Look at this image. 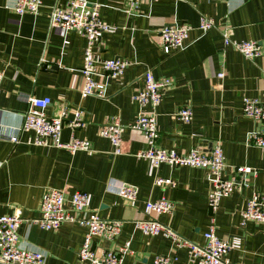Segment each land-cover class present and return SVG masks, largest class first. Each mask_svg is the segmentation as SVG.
<instances>
[{"label":"crops","instance_id":"1","mask_svg":"<svg viewBox=\"0 0 264 264\" xmlns=\"http://www.w3.org/2000/svg\"><path fill=\"white\" fill-rule=\"evenodd\" d=\"M13 1L0 0V71L4 72L0 93V215L20 211L21 242L43 250L46 264H84L78 252L85 227L66 222L58 229L46 230L29 221L40 215L48 188L65 189L69 195L80 190L88 193V207L99 216L124 221L114 241L94 237L95 247L109 249L129 240L123 264H147L156 255L171 253L177 256L172 264H191L185 247L175 248L162 234H144L134 221L145 217L147 201L166 198L173 202V211L152 213V217L181 237L204 243L203 233L211 223L204 169L164 163L152 167L148 160L135 156L146 146L136 129L125 128L119 154H114L110 141L98 134V125L112 117L122 125L136 118L140 106L132 96L143 87V74L150 69L155 78L173 79L156 109L161 147L180 152L197 146L209 151L214 140H219L227 165H248L257 170L249 179V187L220 200L214 223L219 237L239 238V247L226 255L229 263L264 264V224L240 222L246 198L253 191L264 192V149L247 143L248 133L261 123L242 111L244 96L260 94L264 53L247 58L225 45L222 38L224 30L238 40L261 41L264 48V0H160L150 6L142 3L133 15L123 10L122 0H98L99 17L116 28L100 33L92 47L93 55L129 61L119 80H108L105 98L81 95L84 36L51 26V8L66 5L68 0H43L40 13L35 15L15 13L8 8ZM201 16L214 23L204 33L198 29ZM175 19L191 25L187 45L165 54L157 33ZM220 72L222 77L217 76ZM29 95L50 97L49 115L65 106L79 107L85 126L74 132L65 127L62 138L68 140L73 132L88 139L91 149L72 155L64 149L30 143L33 132L20 128ZM185 105L192 109L188 123L174 114ZM9 135H16L18 141ZM155 176L171 178L176 186H155ZM121 182L138 188L134 202L126 203L118 195Z\"/></svg>","mask_w":264,"mask_h":264},{"label":"built area","instance_id":"2","mask_svg":"<svg viewBox=\"0 0 264 264\" xmlns=\"http://www.w3.org/2000/svg\"><path fill=\"white\" fill-rule=\"evenodd\" d=\"M160 0H122L123 10L128 15L139 12V6L144 3L152 5ZM43 0H14L8 8L19 15L26 13H40ZM100 3L98 0H68L66 5H54L50 12L51 26L61 29L64 33L80 32L85 40L83 65L79 72L83 78L82 97H106V87L109 79L119 80L129 61L121 57L97 59L93 55L92 47L103 31H114L115 26L108 24L99 17ZM214 27L211 18L201 16L198 29L206 32ZM191 25L185 21L175 19L164 24L157 33L159 46L165 54L182 50L187 45L188 32ZM225 45H229L247 58H255L264 53L262 42L257 40H238L232 38L227 31H222ZM223 76V72L218 73ZM143 87L132 96L133 101L140 106L136 118L128 125H122L116 117L98 125V134L107 138L114 154L123 151L122 133L125 128L136 129L141 132L146 146L136 152L135 156L144 158L150 165L157 168L161 164L170 167L188 166L202 168L208 183L207 205L211 213V223L203 233L204 243L191 242L173 229L152 217V213L173 211V202L160 198L145 203V217L136 219L134 226L144 234L157 235L171 239L175 248L185 247L191 264H231L226 255L239 247V238L224 239L217 235L214 215L220 200L231 195L234 191L241 192L250 186V177L256 175L257 170L248 165H232L225 163L219 140H214L209 151L201 147H192L188 151L178 152L175 149L163 148L159 145V131L156 125V109L163 99L166 89L172 85L170 77L155 78L150 69L143 74ZM4 72L0 71V93ZM27 109L23 112L21 130L33 132L30 143L40 146H53L67 150L74 155L79 150H90L91 143L84 137L76 136L73 132L85 126L82 110L79 107H63L55 115L46 113L52 104L50 97H26ZM148 108L145 111L144 108ZM242 111L247 117L261 123V126L247 135V143L264 149V76L258 97L244 96ZM175 117L188 123L192 118V109L185 105L175 110ZM69 127L73 132L68 140H63L62 132ZM1 136H6L2 133ZM12 141H18L16 135H9ZM153 185L161 187H175L176 181L171 178L155 176ZM138 188L136 185L121 182L117 193L126 203L136 199ZM89 195L85 191L77 190L68 194L65 189L48 188L42 197L40 215L29 220L46 230L60 228L66 222L78 223L85 227L82 244L79 247V260L84 264H123L130 249V241L109 249H101L93 245L92 239L114 241L120 234L124 221L108 219L99 216L88 207ZM241 224L249 220L264 224V192L253 191L247 198L245 207L241 211ZM23 221L20 211L14 214L0 215V263L1 264H46V254L43 250L21 242L19 228ZM177 259L176 254L156 255L147 264H172ZM239 264V263H236Z\"/></svg>","mask_w":264,"mask_h":264}]
</instances>
